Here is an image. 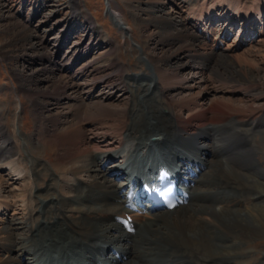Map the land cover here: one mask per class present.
I'll return each instance as SVG.
<instances>
[{
	"label": "bare ground",
	"instance_id": "6f19581e",
	"mask_svg": "<svg viewBox=\"0 0 264 264\" xmlns=\"http://www.w3.org/2000/svg\"><path fill=\"white\" fill-rule=\"evenodd\" d=\"M181 1L143 2L147 6L142 9L146 19L139 25L158 28L161 44L163 41L173 47L176 42L181 43L171 56L155 58L158 66L184 57L198 71L196 74L202 75L210 69L202 60L210 59L223 68L232 67L233 60L248 64L245 54L234 55L240 49V41H227L229 26L239 22L242 30L250 32L247 43L258 37L264 41V0ZM75 3L70 0L72 14L76 11L78 15L70 16L77 21L81 13ZM109 3L108 14L117 19L120 31L127 37L130 28L121 13L112 8L110 0ZM167 3L174 4L172 7L178 11L181 4L189 6L188 18L201 27V35L192 31L189 19L178 21L174 15L162 14L161 7ZM44 8L36 10L35 17ZM223 20L225 27L219 34L214 23ZM87 22L95 29L91 20ZM31 34L17 32L16 39L25 41ZM69 36L68 33L65 38ZM190 39L195 43L189 44ZM11 45L10 42L0 49ZM32 47L40 50L39 46ZM94 49L83 47L70 60H65L68 69L73 73L84 54ZM88 66L77 71L73 79L76 74L77 78L83 77ZM178 67L161 70L165 76L161 81L154 73L148 79L140 80V75L123 78L122 90L134 92L137 96H133L140 100L135 107L146 109L117 110L106 106L70 109L64 129L58 130V123L50 119L52 132H36V144L25 141L30 151H38V144L45 143L55 152L54 164L50 166L56 177L34 156L31 159L29 154L18 151L14 154L8 140L0 134V264H67L73 258L80 264H237L239 258L250 255L232 252L240 250L247 241L264 238V209H255L264 207V187L257 179L256 186L255 181L241 179L244 176L238 170L244 171L240 166L243 165L256 170V176L264 179V169L258 160L259 147L252 138V134L262 135L264 116L243 125L245 121L236 118L241 116L233 114L244 111L231 109L232 104L222 98L213 99L211 106L202 102L200 108L192 106L186 96L179 98L178 105L185 108L180 109L181 117L174 109H164L159 105L168 93H164V88L180 95ZM243 68L229 73L225 68L227 73L215 70L219 81L217 92L220 89L228 94L251 92L252 87L244 89L243 85L256 82L249 70ZM117 69L122 71L118 64ZM117 71L114 76L121 72ZM59 80L54 78L55 93L49 92L50 96L63 92L64 87L56 83ZM208 81V77L203 80L201 76L195 80V86L206 91L210 89ZM200 94L193 96L191 92L188 97L197 99ZM151 98V109H147ZM172 100L168 101L173 103ZM110 128L111 134L104 132ZM95 139L101 140L98 143ZM237 154L241 161L234 160ZM143 155L153 169L166 172L176 164V174L186 188L182 192L183 204L172 211L149 206L136 208L130 194L131 188L135 191L140 184L130 187L124 167L126 160L142 163L146 159ZM24 161L31 172L23 165ZM3 171L8 172V179L1 174ZM45 176H49V183L44 188L37 181ZM129 218L132 221L126 225Z\"/></svg>",
	"mask_w": 264,
	"mask_h": 264
},
{
	"label": "rangeland",
	"instance_id": "374dc122",
	"mask_svg": "<svg viewBox=\"0 0 264 264\" xmlns=\"http://www.w3.org/2000/svg\"><path fill=\"white\" fill-rule=\"evenodd\" d=\"M74 1L77 2L75 3L76 9L79 5V13H81L77 21L73 20L78 14L76 11H74L76 14L74 12L72 14L70 0H0V47L12 43L10 47L0 49V134L8 140L9 147L13 149L14 154L18 151L23 155L29 154V157L34 156L36 161L45 165L54 177L55 172L50 165L54 164L55 152L53 153L45 143H43V146L38 144V151H30L25 141L28 140L36 144L38 142L36 132H39V130L44 132L51 130L52 132L53 127L50 124V119L58 123V130H60L59 128L64 129L63 123L66 121L70 109L87 110L94 109V106H106L108 109L117 110L146 109L144 106L135 107L136 104H140V100L138 97L133 96L134 92L130 91L133 93L131 94L122 90L121 82L123 78L128 77V75L132 78H138L136 75H140V80L148 79V77H151L148 75L154 73V76L161 81L165 77L161 70L166 71L165 69L168 70L170 66L180 67L179 79L181 78L182 85L179 87L180 95L164 88V93H168L166 97H162L159 101L161 102L159 105L164 109H174L176 114L181 117L180 109L185 108L178 105L177 99L179 98L186 96L187 101L192 106H197V108H200L199 104L202 102H206L211 106V104H214L213 99L222 98L228 104H232L231 109L244 111L243 114H239L237 111L233 114V116H241L240 119L236 118L245 121L243 125H248V121H252L254 118L264 116V41H260L258 37L257 40L247 43L250 32L242 30V23L239 22L229 26L227 41L230 43L234 40L240 41V49L234 52V55L245 54L248 64L244 61L233 60L232 67L224 68L227 69V72H230L233 69L239 71L244 67L249 70L251 79L256 83L243 85L244 89L252 87L251 92L239 94L229 92L230 94H228L227 90L224 89L217 92L219 81L216 80L215 70L223 73L226 71L210 59L201 61L207 62L210 68L207 72H202V75L196 74L198 71L193 69V65L188 64V58L180 57L159 66L155 63V58L164 57L165 54L171 56L169 54L173 53L181 43L176 42L173 47L168 46L163 41L161 44L158 28L139 25L141 20L146 19L142 9L147 7L143 2L148 0H110L113 4L112 8L121 13L125 24L128 29L130 28L129 31L131 32L127 34V37L120 31L116 23L117 19L114 20L110 13L108 14V11H111L109 0H72V2ZM153 1L159 2L160 0ZM172 5L174 4H164L161 7L162 14L174 15L178 21L189 19L187 15L189 6L181 4L182 9L178 11ZM43 8L46 10L37 13L35 17V11ZM71 14L73 18L70 16ZM115 14L118 16L117 12ZM88 19L93 22L95 29L88 25ZM215 19L216 17L213 18V20ZM224 21L214 23V27L219 34L225 27ZM188 23L193 26L192 31H197L196 33L201 35L199 33L201 27L199 28L190 19ZM17 32L27 35L32 34L24 41L20 37V39H16ZM217 32L216 34H218ZM68 33L70 34L69 38H65ZM73 33L75 35L72 36ZM262 39L264 40V37ZM193 43H195V40L190 39L189 44ZM34 45L39 46L40 50H35L32 47ZM86 46L95 49L84 54L83 60L78 61L75 71L72 73L68 69V61L65 60H70L72 55L78 54L80 49ZM147 59H149V62ZM117 64L122 67V71L117 69ZM151 64L156 66L153 67ZM86 66L88 68L85 75L77 78L78 74H76L75 79H73L75 73L83 71ZM116 71L121 72L119 75L114 76ZM200 75L203 80H206L207 77L210 79L208 81L210 89L204 91L195 86V80H198L201 77ZM54 78H60L56 83L64 88H62L63 92L50 96L49 94L54 92L52 84ZM244 81L246 80L244 79ZM163 83L166 84L167 81L165 80ZM190 85L191 88H189ZM222 90L224 91L221 92ZM191 92L193 96L198 92H201V94L195 99L188 97ZM169 99H173V103L168 101ZM151 100L152 98L148 101L147 109H151ZM152 108L159 109L157 106H152ZM170 113L176 115L173 111ZM182 116L185 117L184 114ZM126 122L127 120L124 119V123ZM110 125L113 126L114 124ZM262 126V135L252 134V138H255L254 144L259 147L258 160L261 161L260 163H262L264 169V124ZM104 132L111 134L113 129H104ZM95 140L99 143L101 139ZM247 155H249L248 152ZM235 157L234 160L241 161L238 154ZM247 158L249 159V157ZM23 165L31 172L29 164L24 161ZM240 166L246 170H238L244 176L241 179L255 181V186L257 179L260 182L259 184L264 187V179H259L256 176V170H249L243 165ZM3 172L1 174L5 179H8V172ZM49 176L41 178L37 181V185L45 188L49 183ZM10 182L13 184V179ZM258 208L264 209V207H256L255 209ZM16 215L18 216L19 213L17 212ZM21 232H24V230L19 231V233ZM245 253H250V255L239 258L237 264H264V238L247 241L241 245L240 250L236 249L232 252V254L239 256Z\"/></svg>",
	"mask_w": 264,
	"mask_h": 264
}]
</instances>
